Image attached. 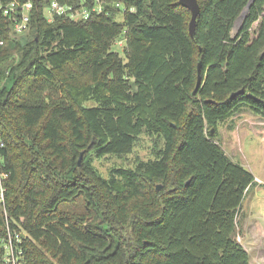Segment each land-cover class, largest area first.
<instances>
[{
	"label": "trees",
	"instance_id": "16d2710c",
	"mask_svg": "<svg viewBox=\"0 0 264 264\" xmlns=\"http://www.w3.org/2000/svg\"><path fill=\"white\" fill-rule=\"evenodd\" d=\"M102 1L48 21L35 0L23 33L0 15V264L16 234L25 264H250L237 216L256 177L214 138L236 114L264 115V0L235 36L251 0H198L193 36L179 0ZM143 133L162 143L155 159L98 173L90 154L124 156Z\"/></svg>",
	"mask_w": 264,
	"mask_h": 264
},
{
	"label": "rangeland",
	"instance_id": "374dc122",
	"mask_svg": "<svg viewBox=\"0 0 264 264\" xmlns=\"http://www.w3.org/2000/svg\"><path fill=\"white\" fill-rule=\"evenodd\" d=\"M46 16H49L48 9ZM257 25L258 22L253 28ZM240 27H236L235 24L232 30L233 36L237 34ZM19 35L22 36V34ZM25 41L26 38L20 40L21 44ZM125 44L121 45L117 40L113 48L123 55ZM17 52L12 50L7 64L17 62ZM13 79V76L5 79L9 89L13 86ZM87 104L94 105V102L89 101ZM214 140L220 143L230 158L244 165L256 177L257 184L247 192L237 216L236 238L249 251L250 264H264V115L246 112L221 121ZM161 144L158 143V146ZM158 146L155 145L153 137L143 133L131 153L124 156L108 154L103 157L90 154L89 159L98 173L107 178L114 168H133L138 160L155 159L154 148ZM158 185L164 186L162 182ZM153 188L154 184L146 190L147 193L151 195ZM104 229L107 228L104 227Z\"/></svg>",
	"mask_w": 264,
	"mask_h": 264
},
{
	"label": "built area",
	"instance_id": "2783aa9c",
	"mask_svg": "<svg viewBox=\"0 0 264 264\" xmlns=\"http://www.w3.org/2000/svg\"><path fill=\"white\" fill-rule=\"evenodd\" d=\"M35 0H0V15L6 17L14 31L23 33L29 29L31 15L35 7ZM45 15L49 11L48 21H53L56 16H64L70 20L80 21L90 18L94 13L104 11L102 0H44ZM125 32V31H124ZM126 40L124 35L118 38V43L123 45ZM6 147L3 137L0 135V203H4L5 190L4 156L2 150ZM21 238L18 234L5 241V261L8 264H25L24 250L20 245Z\"/></svg>",
	"mask_w": 264,
	"mask_h": 264
},
{
	"label": "water",
	"instance_id": "95a60500",
	"mask_svg": "<svg viewBox=\"0 0 264 264\" xmlns=\"http://www.w3.org/2000/svg\"><path fill=\"white\" fill-rule=\"evenodd\" d=\"M179 2L182 5H184L185 7H187L191 11V19H190V22H189V30H190V34L193 36L194 33H195V29H196L197 18H198L199 14H200V11H201L199 1L198 0H179ZM251 2H252V0L250 1L249 5L243 10L241 15L238 17V19L242 18L239 27L242 25L247 13H248V10H249ZM201 83H202V71H201V63H199L198 64L197 83H196V87H195V89L193 91L194 94H196V92H197L198 88L200 87ZM241 92H243V89H240L239 91L233 92L231 94V96L236 95V94L241 93ZM214 130L215 129L212 128L211 132H214ZM82 155H83V153L81 154V158H82ZM81 158H80L79 162H81ZM157 189H161V185H158Z\"/></svg>",
	"mask_w": 264,
	"mask_h": 264
},
{
	"label": "bare ground",
	"instance_id": "6f19581e",
	"mask_svg": "<svg viewBox=\"0 0 264 264\" xmlns=\"http://www.w3.org/2000/svg\"><path fill=\"white\" fill-rule=\"evenodd\" d=\"M241 20H242V18H240V19L237 20L236 27H239Z\"/></svg>",
	"mask_w": 264,
	"mask_h": 264
}]
</instances>
